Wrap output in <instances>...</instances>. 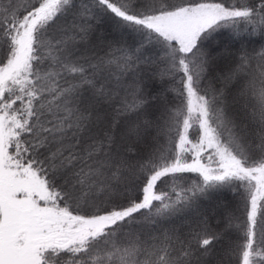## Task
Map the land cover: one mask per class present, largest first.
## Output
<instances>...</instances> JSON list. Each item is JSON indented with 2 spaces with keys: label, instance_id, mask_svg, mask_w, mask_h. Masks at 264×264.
I'll return each mask as SVG.
<instances>
[{
  "label": "snow or ice",
  "instance_id": "snow-or-ice-1",
  "mask_svg": "<svg viewBox=\"0 0 264 264\" xmlns=\"http://www.w3.org/2000/svg\"><path fill=\"white\" fill-rule=\"evenodd\" d=\"M224 31L264 0H0V264H264V46Z\"/></svg>",
  "mask_w": 264,
  "mask_h": 264
},
{
  "label": "trees",
  "instance_id": "trees-1",
  "mask_svg": "<svg viewBox=\"0 0 264 264\" xmlns=\"http://www.w3.org/2000/svg\"><path fill=\"white\" fill-rule=\"evenodd\" d=\"M241 39H233L230 32H221L218 36V45L221 48H227L232 53H235L243 44L249 48H257L264 46V37H261L259 32L256 34L249 35L247 33L241 34ZM97 37H102L107 41L119 40L120 33L117 32L112 25L111 21L104 19L98 22L96 28V34L93 37L95 40ZM128 42L131 43V38H128ZM237 197L230 190L224 189L219 192L211 193L208 197L202 199L200 203L201 211L205 212H215L216 215H220L225 211V206L231 207L235 204ZM187 213L178 214L177 222L179 218L183 217Z\"/></svg>",
  "mask_w": 264,
  "mask_h": 264
}]
</instances>
